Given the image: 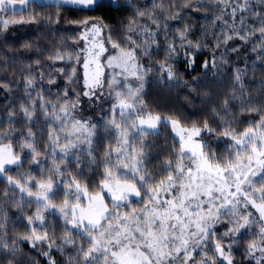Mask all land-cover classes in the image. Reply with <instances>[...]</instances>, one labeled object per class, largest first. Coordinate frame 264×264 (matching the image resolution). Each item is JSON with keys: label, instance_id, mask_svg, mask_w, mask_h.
<instances>
[{"label": "snow or ice", "instance_id": "6c2138e0", "mask_svg": "<svg viewBox=\"0 0 264 264\" xmlns=\"http://www.w3.org/2000/svg\"><path fill=\"white\" fill-rule=\"evenodd\" d=\"M150 2L165 13L162 2ZM119 3L58 0L79 15L68 21L75 26L74 52L48 57L66 62L55 71L68 84L55 94L49 89V98L29 73L19 117L0 109L24 129L0 130V199L19 210L10 217L0 206V264H18V254L27 264H264V79L258 99L244 79L249 50L258 53L250 70L259 61L264 72V0H181L185 15L219 9L204 17L214 26L220 21L214 45L191 39V22L182 29L162 25L132 0H126L134 9L127 26L85 15ZM44 6L43 0H0V36L10 26L38 23L35 9ZM47 21L59 24V13ZM162 54L168 63H157ZM238 59L245 68L233 70L229 60ZM181 67L187 75L206 71L189 83ZM154 70L158 75L150 76ZM207 70H214L211 77ZM46 82L59 88L51 76ZM205 82L231 91L214 107L204 94L200 102L208 107L192 113L195 119L150 111L154 85L187 91ZM150 137L164 138L165 150L171 141V153L161 159L165 152ZM154 160L160 161L155 173ZM14 221L23 234L10 232ZM22 244L39 259L22 253Z\"/></svg>", "mask_w": 264, "mask_h": 264}, {"label": "trees", "instance_id": "16d2710c", "mask_svg": "<svg viewBox=\"0 0 264 264\" xmlns=\"http://www.w3.org/2000/svg\"><path fill=\"white\" fill-rule=\"evenodd\" d=\"M132 2L140 8L142 11L151 12L157 21L164 25H170L174 29H182L184 26H187L191 22V26L193 29L194 36L190 37L194 39V41H198L203 39L209 45H214L216 41L212 39L213 35H218L216 33V26L219 25L220 21H216V25L214 26L209 20H205L204 17L207 16L209 19L213 18L216 15H219V9L215 8L212 5L205 9H201L199 14L194 13H186V9L180 7L181 0H157V3H163L166 11L164 14H161L159 9L152 8L150 0H132ZM193 3L196 0H192ZM45 6L42 8L35 9L40 15L38 16V23L35 24H27V25H14L10 26L7 32L0 36V43H3V47L0 48V85H5L6 87H0V91L6 92V95L0 100V109H6L9 112H15L17 117L20 114V104L26 103V100L23 99L24 91L23 85L27 78H29V73H31L32 78H35L37 81L38 88L42 87L44 89V95L49 96L48 90H51L52 94H55L60 89H63L65 85L68 84L67 78L65 77L63 81H61V77L58 74L57 69L64 67L65 61H55L48 59L49 56H53L56 52L72 54L74 49L72 47L73 42L76 39V34L74 31L75 26L70 25L68 21L79 18V15L74 11H68L67 8L71 6L60 7L57 3H44ZM147 5V8H143L141 6ZM134 9L128 8L126 5V0H120L119 7L115 5L105 6L98 8L95 13L85 14L90 15L96 18L101 19L106 24L116 27L117 21H120L124 26H127L129 21L133 19ZM59 13L60 15V23H48L47 18L49 16L55 17V13ZM26 15V14H25ZM184 16L185 19L183 23L179 20L175 19H165V16ZM11 17V13L8 14V18ZM17 19L19 16L16 17ZM137 22L140 24H148L152 30H155V25L151 24L146 17H138L136 18ZM227 19V17H225ZM21 29L24 31L21 32ZM198 29L206 30L209 35L202 36V33L198 31ZM9 33H14V35H9ZM173 35L175 33H172ZM23 35L25 37L24 40L19 39V37ZM121 35L123 32L121 30ZM259 35V34H257ZM119 41V37L115 38ZM255 39V38H253ZM33 45L32 48H25L24 43ZM78 46V45H77ZM250 48V45H249ZM223 46H221V50ZM183 51V50H181ZM243 52L244 49L241 48ZM207 52V49H205ZM258 53H253L250 50L245 54V57L248 59V75L244 77L246 83L249 87V95L253 98H259V89L258 82L261 79H264V72L260 70V62H256L255 72H252L250 69L252 67V59L256 57ZM203 59H208L207 56H204ZM37 60L39 63L37 64ZM157 63H168L163 59V54L159 57H156ZM229 64L233 70H235L236 66L240 68H245V64L242 63L239 59L235 62L229 60ZM31 65V67H29ZM176 67V65H173ZM36 69H40L45 76V81H39V73H37ZM65 72L68 71V68L65 67ZM206 71L203 68H200L199 71L192 72L191 75H187L183 72V68L181 67V78L191 83L195 78H198L202 75V73ZM209 73V77L212 75V71L207 70ZM227 69H225V72ZM78 74L80 73V68L77 67ZM158 75V70H154V73H150L151 75ZM49 76L55 78L57 80V85H50L46 81ZM222 79V77H221ZM252 87H257L256 91H252ZM10 88L11 91L7 89ZM167 89L166 84H159L153 86L152 95L148 98L150 101L154 103L150 104V111H160L161 114L171 113L173 117H179L182 120H191L195 119L192 116L194 112H200L206 109L208 106L204 105L200 102L201 97L204 94H209L213 98V107L216 103H219L222 98H227L228 93L231 89L225 90V88H214L210 85H207V82L201 85L200 89L189 88L185 91L184 86L181 85L177 88H172L170 90ZM195 97V98H194ZM49 98H51L49 96ZM14 105V106H13ZM107 109V106H105ZM255 115V114H253ZM204 119H208L211 123V117L205 112ZM0 120H3L5 123L3 124L0 130L6 129L8 127H17L21 131L24 129L20 127V125L13 123H8V118L5 114L4 110H0ZM167 135V130H166ZM150 139L161 145V151L165 152V156L161 157V159L168 156L171 153V141H168L169 147L167 150L163 149V145L165 144L164 138L157 139L156 137H150ZM15 141V137H13V142ZM7 142V141H5ZM15 147V143H14ZM42 145L38 144L37 148L42 149ZM160 165V161L154 160L152 165L150 166L151 171L154 173L158 171ZM29 168V165L25 166V171ZM10 175L16 177V172L10 171ZM37 179H39V174L36 173ZM3 185L0 184V188ZM0 206L4 209L8 210L7 214L10 217L15 215H19V210L17 206L11 201L5 202L3 199H0ZM10 232L11 230H15L18 235L23 234L25 229L21 227L19 224L13 222L9 226ZM22 253H29L28 258H36L39 259L38 256H34L28 249V247L21 245ZM20 254H18V264H27L26 260H21L19 258ZM239 258V257H238ZM57 259H62V257H57ZM242 259V258H239Z\"/></svg>", "mask_w": 264, "mask_h": 264}, {"label": "rangeland", "instance_id": "374dc122", "mask_svg": "<svg viewBox=\"0 0 264 264\" xmlns=\"http://www.w3.org/2000/svg\"><path fill=\"white\" fill-rule=\"evenodd\" d=\"M53 3H57V2H53ZM83 58V57H82ZM81 71V70H80ZM6 95V92H4V91H0V100H2V98L4 97ZM105 106H107V104H105ZM89 114H91L90 112H89ZM5 143H7V142H5Z\"/></svg>", "mask_w": 264, "mask_h": 264}, {"label": "crops", "instance_id": "0c3cea01", "mask_svg": "<svg viewBox=\"0 0 264 264\" xmlns=\"http://www.w3.org/2000/svg\"><path fill=\"white\" fill-rule=\"evenodd\" d=\"M44 3H53V2H57L58 4V0H43Z\"/></svg>", "mask_w": 264, "mask_h": 264}]
</instances>
